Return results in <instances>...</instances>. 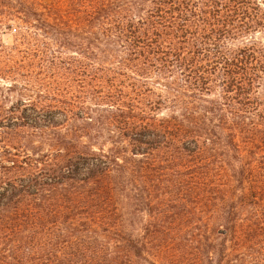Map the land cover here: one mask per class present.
Wrapping results in <instances>:
<instances>
[{"label": "trees", "instance_id": "1", "mask_svg": "<svg viewBox=\"0 0 264 264\" xmlns=\"http://www.w3.org/2000/svg\"><path fill=\"white\" fill-rule=\"evenodd\" d=\"M2 29L21 98L0 128L113 129L1 181L0 264H241L264 236L237 212L264 205V0H0Z\"/></svg>", "mask_w": 264, "mask_h": 264}, {"label": "rangeland", "instance_id": "2", "mask_svg": "<svg viewBox=\"0 0 264 264\" xmlns=\"http://www.w3.org/2000/svg\"><path fill=\"white\" fill-rule=\"evenodd\" d=\"M39 1L44 5L52 2V0ZM17 36L18 33L15 29L0 30V107L3 109L2 111L7 110L9 113L12 110L20 109V105H18V100L21 98L19 95L20 90L16 88L19 82L14 85V80L20 79L17 63L21 59V55L16 48ZM262 36V33L257 34V37ZM30 41L39 45L48 43L42 37L39 38V41ZM37 77H44V75H37ZM256 96L264 103V84L257 89ZM16 113L13 116L19 115V113ZM60 116L61 114L56 115L57 118ZM112 129L108 123L102 129L96 127L95 131L91 132L92 138L89 140L83 137L81 123L77 121H70L62 128L49 126L47 130L49 137L41 136L38 130L28 126L13 127L12 129L0 128V188L3 186L1 181L4 179H15L16 175L21 177L35 172V166L38 165L37 161L57 160L60 156L63 159L75 158L76 154L72 152H80V148L83 147L82 144H85V142L97 154L101 152L100 149L109 152L112 142ZM61 131L65 135L67 150L60 154L58 151L59 146L53 145H55L56 138ZM48 138L50 146L47 141ZM9 160L16 161L14 169H11L12 164L9 163ZM237 212L242 215L247 224L264 227V205H241L238 207ZM245 241L241 264H264V236L260 240H256L258 242ZM153 254L150 253L144 259L132 255V264H161L164 261L161 257H155Z\"/></svg>", "mask_w": 264, "mask_h": 264}]
</instances>
